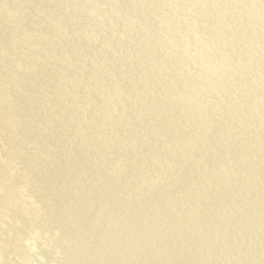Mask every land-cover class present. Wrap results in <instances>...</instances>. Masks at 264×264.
Wrapping results in <instances>:
<instances>
[{
    "label": "rangeland",
    "instance_id": "obj_1",
    "mask_svg": "<svg viewBox=\"0 0 264 264\" xmlns=\"http://www.w3.org/2000/svg\"><path fill=\"white\" fill-rule=\"evenodd\" d=\"M23 2L0 18V221L22 220L0 257L20 242L26 264H264V0ZM88 27L101 45L76 40Z\"/></svg>",
    "mask_w": 264,
    "mask_h": 264
},
{
    "label": "bare ground",
    "instance_id": "obj_2",
    "mask_svg": "<svg viewBox=\"0 0 264 264\" xmlns=\"http://www.w3.org/2000/svg\"><path fill=\"white\" fill-rule=\"evenodd\" d=\"M15 1L16 0H0V5H3V4H5V9H2V11H1V8H0V13L2 12V14H0V18L1 19H3L4 21H3V23H5L6 21H8L9 19H12V18H9L10 16H18V14H20V13H22V11H23V9L22 10H20L21 9V7H20V0H17V5L15 6ZM27 1V0H26ZM25 0H24V2H26ZM3 2H5V3H3ZM24 2H23V5H24ZM232 2H234V0H227V3L226 4H223L221 7H222V9H228L229 7V4H233ZM30 4V3H29ZM84 4H86V2L84 3ZM235 4V3H234ZM26 5V4H25ZM24 5V6H25ZM51 5H53V3L51 2V4H50V6ZM30 6H32V4H30L29 6H27L26 5V8L25 9H27V8H29ZM83 6V5H82ZM85 7L84 8H86V6L87 5H84ZM23 8V7H22ZM83 8V7H82ZM58 9H60V8H58ZM235 9H237V8H235ZM25 11V10H24ZM23 11V12H24ZM231 11H233V8H232V10ZM81 12V11H80ZM27 13V12H26ZM30 14V13H29ZM55 16V15H54ZM79 16H82V15H79ZM3 17V18H2ZM54 18V17H53ZM56 18V17H55ZM55 18H54V20H55ZM179 22L182 24L183 22L181 21V20H179ZM178 22V23H179ZM38 23H39V26L38 27H36L37 25H38ZM52 23H54V21H52ZM51 22L50 23H47V24H50V25H53ZM179 23V25L178 26H180L181 24ZM41 25H44V26H42V28H40V26ZM46 24H43V22L42 23H40V21H38V19H34L33 21H30V24L29 25H27V27H28V29H31L32 31V33H34V31H35V33L36 34H38V32H39V29H43L44 30V32H45V38H48V39H51V40H62L63 39V37L66 35H64V33L61 31V30H57V29H50L49 27H47V26H45ZM1 29V28H0ZM107 30L106 31H108V32H106L107 34L110 32V31H112L111 30V28L107 25V28H106ZM17 32V34H13V37H14V39H16V38H18V39H21V38H26V39H28L27 41H29V40H31V39H29V37H27V33H26V31L24 30V31H22V33L21 32H19V29H18V27L15 29ZM257 30H258V27L257 26H255L254 27V31H252L251 30V32H253V34L254 35H258L257 34ZM78 34V36L76 37V40H79V39H82V38H85V40H86V42L87 43H92L93 41H95L96 39L95 38H93L96 34L93 32V31H91L90 30V28L88 27L85 31H78L77 32ZM106 33L104 34V32L102 33V36H103V39H104V36L106 35ZM76 35V34H75ZM259 36V35H258ZM1 37V36H0ZM96 37V36H95ZM97 37H98V34H97ZM251 37H252V35H251ZM13 39V40H14ZM32 39H34V38H32ZM101 39H102V37H101ZM23 40V39H22ZM98 40H100V37L97 39V42H93V44L96 46V44L99 46V44L101 45V43H99V41ZM51 42V41H50ZM61 42V41H60ZM59 42V43H60ZM83 42V41H82ZM52 43V42H51ZM55 43H57V42H55ZM9 44H11V43H9ZM54 44V43H53ZM85 44V43H84ZM32 46H36V44H31ZM57 45V44H56ZM171 45H173V44H171ZM48 46V45H47ZM55 46V45H54ZM94 46V47H95ZM170 46V45H169ZM49 47V46H48ZM93 47V48H94ZM84 48V47H83ZM92 48V49H93ZM96 49V48H95ZM99 50V49H98ZM50 51H51V49H50ZM96 51H97V49H96ZM101 51V50H100ZM255 52V51H254ZM48 53V52H47ZM18 54L20 55V52L18 51ZM50 56H51V54H49ZM49 55H47L46 53H43V55H41L42 57H40V58H37L39 61H43V62H45L47 59H48V57H50ZM21 56V55H20ZM254 56H258V53L256 54H254V55H251V56H249L248 57V59H245L246 61H243V63L244 64H247L248 65V63H249V61H251V60H253L254 59ZM22 57V56H21ZM24 57V56H23ZM76 56L74 55V54H72L71 55V57H70V60H74V58H75ZM236 57V56H235ZM247 58V57H246ZM46 59V60H45ZM45 60V61H44ZM238 60V59H237ZM38 61V62H39ZM47 62V61H46ZM65 63H69V60L68 61H64ZM74 62V61H73ZM72 62V63H73ZM91 62V61H90ZM121 62V61H120ZM65 63H63L64 65H66ZM43 64H45V63H43ZM62 64V66H58L59 68H64V65ZM86 64V63H85ZM117 66H118V64H116ZM37 66H39V65H37ZM77 66V65H76ZM111 66H113V64H111ZM115 66V65H114ZM113 66V67H114ZM117 66H116V68H117ZM105 67V66H104ZM107 67V66H106ZM109 67H110V65H109ZM108 67V68H109ZM102 68V67H101ZM115 68V67H114ZM75 70V69H74ZM73 70V71H74ZM102 70V69H101ZM100 70V72H97L96 73V75L94 74V77H93V79H92V81L91 82H95V84H96V80H100L99 78H101V77H105L104 76V72L103 71H105V69L103 70V71H101ZM78 71V70H77ZM107 71V70H106ZM94 72V71H93ZM92 72V73H93ZM96 72V71H95ZM11 72L9 71V73L7 72L5 75H3V77H2V81L0 82V89L1 88H3L5 85H6V83H8L9 82V79L7 78L8 76H9V74H10ZM22 73V71L20 72V73H18V75H20ZM80 73V72H79ZM40 74V73H39ZM70 74H71V71H70ZM61 78V75L59 76V83L61 82L62 84H63V88L61 89V92L62 93H66V90L69 88V87H71V86H73L72 84H73V77L71 78V76L70 75H67L66 77L64 76L62 79H60ZM75 78V77H74ZM57 82H58V80H57ZM57 86H58V84H57ZM88 86V85H87ZM51 89V88H50ZM85 89H86V87H85ZM82 90V89H81ZM83 90H84V88H83ZM57 91V90H56ZM85 91V90H84ZM105 90H102V92H104ZM77 93V92H76ZM83 92L81 91V92H79V94L77 95V97H76V102H75V104L77 105V104H79V102H81V100L83 99V97H84V93L82 94ZM86 93V92H85ZM18 96V95H17ZM73 100V99H72ZM44 101V100H43ZM42 101V102H43ZM47 102V101H46ZM83 102V101H82ZM8 107H9V112H8V115H10V112L12 111V108H11V103H9V102H7V103H5V102H2V101H0V110H2V113H1V115H0V122L1 121H4V120H2V118H4V117H6V113H7V110H8ZM43 107V106H42ZM11 108V109H10ZM49 116H48V119H45V121H47L48 122V120L50 119V117H52L53 115H51V114H48ZM12 116H13V113H12ZM8 118V117H7ZM47 122H46V124H47ZM3 123V122H2ZM39 123H40V121H39ZM39 123H37L38 125H39ZM42 123H44L43 122V120H42ZM12 124L14 125V123H13V117H11V118H8V119H6V121H4V133H3V135L5 134H9L10 133V131L9 132H7L9 129H12ZM45 124V125H46ZM45 125H41V126H45ZM25 128V127H24ZM22 129V128H21ZM12 163V162H11ZM9 165H11V164H9ZM8 165V166H9ZM14 165V164H13ZM15 166V165H14ZM15 167H13V169H14ZM7 169H9V168H6V170ZM10 173H5V172H3V173H1V175H0V177L3 179V178H5V177H7L8 175H9ZM8 184H9V182H7ZM6 183V184H7ZM19 185V184H18ZM20 186V185H19ZM15 189H17V188H15ZM9 190H12V188L10 189L9 188ZM12 191H14V188H13V190ZM11 192V191H10ZM1 193V192H0ZM12 193L13 192H11V195H12ZM13 195H15L14 193H13ZM14 197V196H13ZM17 197V196H16ZM0 198H3V195H1L0 194ZM7 198V200L5 201L6 203H3V204H0V210H5L6 209V207H7V205H9L8 203H9V201H8V197H6ZM10 198H12V197H10ZM20 199L21 200H24V198L23 197H20ZM12 200V199H11ZM17 200V199H16ZM15 203H17V201H15L14 200V198H13V201H12V203H11V208L12 207H16V204ZM16 210H18V208H16ZM24 210H26V208L24 209ZM6 211V210H5ZM6 213V212H5ZM1 214H3V212H1ZM1 214H0V216H1ZM4 215V214H3ZM2 215V216H3ZM24 216V215H23ZM24 217H26V216H24ZM10 218L11 217H6V219H4V221L2 220V221H0V230H2L3 228L1 227V226H6L7 225V227H8V229H10V226H11V228L12 227H17V226H19V224L21 225L22 224V220L20 219V218H18L16 221H11L10 220ZM2 219V218H1ZM104 219V218H103ZM31 220H29V221H27V220H24V224L28 227V229H27V231H26V236L30 239V233H31V230H30V228H33V229H35L34 231H38V229H39V227L41 228V224H40V226H39V223H37V221H35L34 219H33V221L34 222H36L35 224H33V221H31L32 222V224H31V222H30ZM97 224V223H96ZM95 224V225H96ZM44 225V224H43ZM46 225H48V224H46ZM50 225V224H49ZM48 225V226H49ZM92 226H94V225H92ZM97 226H100V224L99 225H97ZM103 227H105L106 228V230H107V228L108 227H106L105 225H102ZM101 226V227H102ZM95 227V226H94ZM2 228V229H1ZM104 229V228H103ZM30 230V231H29ZM92 230H93V228H92ZM101 230V229H100ZM103 231V230H102ZM101 231V232H102ZM1 233H3V232H1ZM7 233V232H6ZM99 233H100V231H99ZM103 233V232H102ZM38 234H39V232H38ZM108 234V233H107ZM22 235V234H21ZM25 235V234H24ZM100 235V234H99ZM26 236H24V238L26 237ZM100 237V236H99ZM102 237V236H101ZM37 238V237H36ZM27 239V238H26ZM33 240H34V238H33ZM36 240H39V239H36ZM22 242V241H21ZM17 246H16V248H17V250L14 248V252L12 253V255H14V257H13V259H11V257H10V252H9V249H7V252L5 253V257L4 256H2V257H0V264H1V261L2 260H4L5 259V261L4 262H2V264H17L18 262L16 261V260H20V264H26V261H25V259H24V254H23V251H25L26 249H22V247H23V243L21 244L20 242L18 243V244H16ZM28 246V245H27ZM31 246V245H30ZM29 246V247H30ZM61 246V245H60ZM62 247V246H61ZM107 247V245H104V246H101V247H99V249L97 250L99 253H102L103 254V252H105V248ZM31 248V247H30ZM12 250V249H11ZM29 251H31V250H27L26 252H25V254H29ZM77 258V257H76ZM17 262V263H16ZM80 263V262H79ZM19 264V263H18ZM82 264V263H81Z\"/></svg>",
    "mask_w": 264,
    "mask_h": 264
}]
</instances>
